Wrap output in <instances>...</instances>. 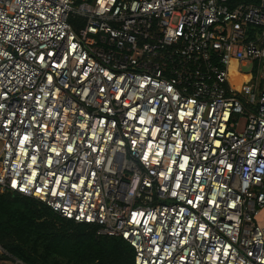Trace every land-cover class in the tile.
Listing matches in <instances>:
<instances>
[{
	"label": "built area",
	"instance_id": "built-area-1",
	"mask_svg": "<svg viewBox=\"0 0 264 264\" xmlns=\"http://www.w3.org/2000/svg\"><path fill=\"white\" fill-rule=\"evenodd\" d=\"M3 190L134 264H264V0H0Z\"/></svg>",
	"mask_w": 264,
	"mask_h": 264
},
{
	"label": "trees",
	"instance_id": "trees-1",
	"mask_svg": "<svg viewBox=\"0 0 264 264\" xmlns=\"http://www.w3.org/2000/svg\"><path fill=\"white\" fill-rule=\"evenodd\" d=\"M95 230L34 198L0 191V264H134L128 243Z\"/></svg>",
	"mask_w": 264,
	"mask_h": 264
},
{
	"label": "rangeland",
	"instance_id": "rangeland-1",
	"mask_svg": "<svg viewBox=\"0 0 264 264\" xmlns=\"http://www.w3.org/2000/svg\"><path fill=\"white\" fill-rule=\"evenodd\" d=\"M230 68L235 70V71H238V72H251L252 75H253V79L256 76V68L250 63H246V65H244V66H239L237 63L231 62ZM253 79H252V81H253ZM230 83L235 88L237 93H241L240 90L242 88V85H241V81L239 80V78L232 77L231 80H230ZM254 95H255V100H257L258 90H256ZM237 97L241 101V105H242V108H243L244 112L246 114L251 113L252 110L250 108H247V107L244 106L245 98H243V97H241L239 95H237Z\"/></svg>",
	"mask_w": 264,
	"mask_h": 264
}]
</instances>
